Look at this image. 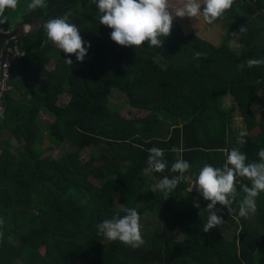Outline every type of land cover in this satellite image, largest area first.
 <instances>
[{
	"label": "trees",
	"instance_id": "trees-1",
	"mask_svg": "<svg viewBox=\"0 0 264 264\" xmlns=\"http://www.w3.org/2000/svg\"><path fill=\"white\" fill-rule=\"evenodd\" d=\"M22 1L16 10L23 12L24 22L42 18L64 0H45L46 6L36 10L27 8L30 0ZM10 10L0 31L14 27ZM67 14L85 42L83 62L47 42L46 21ZM217 21L224 33L217 45L184 33L173 21L163 48L145 42L134 49L111 39L112 29L99 23L91 0H75L41 27L9 42L25 55L12 64V90L3 99L0 264H264V193L250 218L238 216V203L232 217L218 204L224 223L205 233L210 202L189 192V183H180L167 201L159 191L152 192L164 176L178 175L170 171L177 155L173 147L184 149L193 181L205 164L221 167L225 149L239 147L251 162L264 148V122L257 121L249 94L252 87L264 85V65L250 69L245 64L264 58V0H235ZM242 26L247 31L234 36ZM196 53L202 54L199 59ZM68 58L72 65L65 62ZM51 60L55 66L47 69ZM116 90L142 115L125 117L109 107ZM63 95L68 100L61 105ZM228 96L246 132L258 127L260 141L247 134L243 146L237 143L239 134L231 132L223 106ZM41 110L53 117L50 123L40 122ZM43 139L48 150L66 149L57 158L38 153ZM10 141L20 149L13 150ZM152 147L164 150L168 168L144 176ZM83 150H89L85 160ZM242 184L250 182L237 177L238 200L244 195ZM196 200L200 208L194 206ZM131 207L142 208L155 221L141 247L98 234L99 223ZM13 209L35 216L27 222L10 215ZM177 230L185 233L182 238H176ZM12 236L13 246L8 243Z\"/></svg>",
	"mask_w": 264,
	"mask_h": 264
},
{
	"label": "clouds",
	"instance_id": "clouds-1",
	"mask_svg": "<svg viewBox=\"0 0 264 264\" xmlns=\"http://www.w3.org/2000/svg\"><path fill=\"white\" fill-rule=\"evenodd\" d=\"M99 13V23L112 29L111 39L120 46L138 49L145 42L149 48H163L164 39L171 35L173 21L175 18H192L195 21L202 18L208 25L214 24L229 11L235 0H182L181 3L173 4L172 0H91ZM19 0H0V25L7 23L6 10L16 9ZM45 0H30L27 8L36 10L45 7ZM69 15L61 18H53L46 21L44 29L47 42L54 44L63 53L69 56L75 55L77 60L83 62L87 50L81 38L78 27L69 23ZM2 30V29H0ZM27 30V26H26ZM247 31L242 26L239 36ZM235 43V41H234ZM239 46V45H237ZM91 48V44L88 45ZM201 53H196L199 59ZM68 65H72L70 58L65 59ZM248 68L264 65V58H250L245 61ZM247 132L241 131L237 143L243 146ZM176 159L172 163L170 171L178 175L171 178L164 176L159 183L155 184L152 192L159 191L163 194L165 201L180 183H189V192L197 188L207 205V222L203 224V231L209 233L211 230L221 226L224 221L217 214V205L228 209L231 217L236 209L234 203H238V216L250 218L257 212V199L264 193V148L258 153V160L249 162L247 155L239 147L231 150L225 149L226 160L221 167L205 164L193 181L190 172L191 165L183 158L182 147H173ZM147 166L143 169L144 176L152 173H163L168 168L163 149L152 147L148 150ZM237 177L245 178L250 184H242L243 197L238 200ZM194 206L200 208L198 200ZM4 224L0 219V226ZM98 234L109 241H119L122 244L139 248L144 244L141 235V214L135 207L127 208L124 215H113L111 219H105L97 225Z\"/></svg>",
	"mask_w": 264,
	"mask_h": 264
},
{
	"label": "rangeland",
	"instance_id": "rangeland-1",
	"mask_svg": "<svg viewBox=\"0 0 264 264\" xmlns=\"http://www.w3.org/2000/svg\"><path fill=\"white\" fill-rule=\"evenodd\" d=\"M178 0H172L173 4H177ZM179 3V2H178ZM10 14H13V10H10ZM17 20V19H16ZM174 21L178 23L181 27V29L185 33H191L199 38L204 39L205 41L217 45L223 38V31L221 29V25L218 21H216L212 25L205 24L202 20V18L198 20H194L192 18H175ZM60 50V49H59ZM119 58L122 61H125V59L119 55ZM55 61L52 60L51 63H49L47 66L48 68H52L54 66ZM113 91L112 95L110 97V100L108 102L109 107L112 109H115L118 111L121 115L125 117L129 116H134V117H139L142 115L141 112L138 110H135L130 106L129 98L125 96L124 94H121L119 92ZM249 94H250V100L253 104V110L256 116V119L258 122H264V85L261 87H252L249 89ZM230 97L226 98L224 100V108L227 109V112H229L230 115V124H231V132L234 135H238L241 131H245L244 125L242 123V120L236 111L235 107L232 104ZM68 100V97L66 95H63L59 98L58 103L59 104H65ZM247 134L250 135L251 139L254 142L260 141L261 140V133L258 129V127H254L253 129L247 131ZM49 142L47 139H43L39 145L36 147V151L38 153L45 151L44 155H52L54 158L59 157V155L66 149V147H55L49 148ZM13 150L17 149L15 147L12 148ZM46 149V150H45ZM81 159L85 160L89 157V150H83L80 153ZM95 182V180H93ZM193 192H195L198 196H202L197 188H193ZM203 197V196H202ZM117 200V198H116ZM138 212L141 214V235L143 240L148 238L153 230L154 223L155 221L149 219L147 216L142 211V208L137 209ZM10 215L17 216L19 219H23L24 221L30 222L33 217L35 216L34 213L31 211L25 210V209H13L10 210ZM35 221V218L33 222ZM184 232L182 230H177L176 238H182L184 236ZM8 243L13 246L15 243V237H11L8 239Z\"/></svg>",
	"mask_w": 264,
	"mask_h": 264
},
{
	"label": "water",
	"instance_id": "water-1",
	"mask_svg": "<svg viewBox=\"0 0 264 264\" xmlns=\"http://www.w3.org/2000/svg\"><path fill=\"white\" fill-rule=\"evenodd\" d=\"M74 1L75 0H64L60 2L59 4H57L55 7H53L51 10H49L42 18L38 20L24 21L22 23L15 25L14 27H12L11 29L7 31H0V40H2L1 47H0V67L4 60L5 50L11 40L16 39L27 33H30L34 29L41 27L43 22L48 17L56 14L63 8L71 5ZM26 26H27V30L25 28ZM0 79H1V75H0Z\"/></svg>",
	"mask_w": 264,
	"mask_h": 264
},
{
	"label": "built area",
	"instance_id": "built-area-1",
	"mask_svg": "<svg viewBox=\"0 0 264 264\" xmlns=\"http://www.w3.org/2000/svg\"><path fill=\"white\" fill-rule=\"evenodd\" d=\"M25 53L23 50H20L17 45L7 46L5 50V56L3 63L0 67V126L5 120L4 112V95L12 90L10 81V70L12 64H14L17 60L24 57Z\"/></svg>",
	"mask_w": 264,
	"mask_h": 264
},
{
	"label": "crops",
	"instance_id": "crops-1",
	"mask_svg": "<svg viewBox=\"0 0 264 264\" xmlns=\"http://www.w3.org/2000/svg\"><path fill=\"white\" fill-rule=\"evenodd\" d=\"M20 2H22L23 3V1L22 0H19V3H18V6L20 5ZM178 2L179 3H181L182 2V0H178ZM178 2H176L177 4H178ZM21 10V9H20ZM11 13V12H10ZM22 13L23 12H20L19 11V9L18 10H16V9H14L13 10V14H11V15H13L12 16V25H17V24H19V23H22V21H21V19H20V17H21V15H22ZM17 19V20H16ZM177 22V21H176ZM178 24V23H177ZM179 25V24H178ZM180 26V25H179ZM26 28V27H25ZM181 28V27H180ZM183 31V30H182ZM184 32V31H183ZM185 33V32H184ZM186 34H188V33H186ZM189 34H191V33H189ZM202 39V38H201ZM204 40V39H203ZM52 62V60L49 62V63H51ZM54 66H55V63H54ZM53 66V67H54ZM52 67V68H53ZM52 68H48V66H47V69H52ZM61 105H63V104H61ZM10 109H11V111L13 112V113H16V114H18V116H19V111L17 110V108L15 107V106H10ZM39 120H40V122H42V123H50L52 120H53V117L47 112V111H45V110H41L40 112H39ZM10 146H11V148H13V147H15V148H17V149H15V150H18V149H20V147H18L13 141H10ZM191 186V185H190ZM193 192V191H192ZM193 193H195V192H193ZM196 194V193H195Z\"/></svg>",
	"mask_w": 264,
	"mask_h": 264
}]
</instances>
